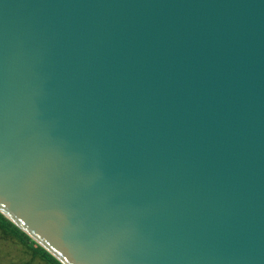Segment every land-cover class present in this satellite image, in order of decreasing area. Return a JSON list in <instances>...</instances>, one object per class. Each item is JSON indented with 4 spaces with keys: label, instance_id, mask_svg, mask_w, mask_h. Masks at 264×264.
Segmentation results:
<instances>
[{
    "label": "water",
    "instance_id": "95a60500",
    "mask_svg": "<svg viewBox=\"0 0 264 264\" xmlns=\"http://www.w3.org/2000/svg\"><path fill=\"white\" fill-rule=\"evenodd\" d=\"M0 214L61 264H264V0H0Z\"/></svg>",
    "mask_w": 264,
    "mask_h": 264
},
{
    "label": "trees",
    "instance_id": "16d2710c",
    "mask_svg": "<svg viewBox=\"0 0 264 264\" xmlns=\"http://www.w3.org/2000/svg\"><path fill=\"white\" fill-rule=\"evenodd\" d=\"M0 233L3 236L14 238L16 243L25 249L30 258H37L41 264H61L2 214H0ZM7 247L4 246V243L0 242V264H29V261L15 262L6 260L8 256Z\"/></svg>",
    "mask_w": 264,
    "mask_h": 264
},
{
    "label": "rangeland",
    "instance_id": "374dc122",
    "mask_svg": "<svg viewBox=\"0 0 264 264\" xmlns=\"http://www.w3.org/2000/svg\"><path fill=\"white\" fill-rule=\"evenodd\" d=\"M0 242L4 243V246H8L7 250V259L8 261H29V264H41L37 258H30L29 254L25 251V249L16 243L14 238L3 236L0 233Z\"/></svg>",
    "mask_w": 264,
    "mask_h": 264
}]
</instances>
